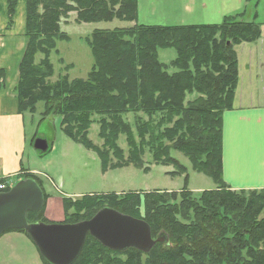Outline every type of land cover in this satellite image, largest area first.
<instances>
[{"label": "trees", "instance_id": "16d2710c", "mask_svg": "<svg viewBox=\"0 0 264 264\" xmlns=\"http://www.w3.org/2000/svg\"><path fill=\"white\" fill-rule=\"evenodd\" d=\"M7 1L12 25L19 0ZM25 5L27 44L15 86L20 113H35L41 104L43 116L61 119L66 136L95 150L103 172L129 165L142 168L146 148L157 164L180 166L170 156L175 148L217 184L199 197L183 192L181 201L173 204L159 190L84 195L76 201L64 196V223L83 221L70 213L78 206L91 210V215L110 206L145 220L153 237L160 232L167 236V242L157 243L148 253L130 248L124 254L127 260L114 264H142L143 257L144 264H264V189L232 190L223 179L222 161L223 113L233 108L239 82L235 46L260 38L255 19L246 21L240 13L216 24L146 25L137 20L138 0H25ZM72 12L79 23L119 19L134 24L94 30L85 38L93 56L88 76L71 79L60 74L52 81L51 55L59 40L70 39L61 22ZM160 49H174L176 57L165 64L159 59ZM194 92L198 96L185 103ZM95 118L102 146L88 137ZM121 136L127 152L119 143ZM186 170L180 166L179 173ZM23 177L42 186L34 174ZM117 197L125 202V210ZM43 209L29 212L28 221L51 223ZM86 248L73 264H86L93 254L109 264L105 256L111 249L89 236Z\"/></svg>", "mask_w": 264, "mask_h": 264}, {"label": "rangeland", "instance_id": "374dc122", "mask_svg": "<svg viewBox=\"0 0 264 264\" xmlns=\"http://www.w3.org/2000/svg\"><path fill=\"white\" fill-rule=\"evenodd\" d=\"M21 1L22 0H19L17 13L12 21V24L16 22V18L18 17L20 10H22V15H20L22 21L19 26H24L23 29L25 30L26 5L24 3L23 9L21 7ZM239 5V0H138L137 20L139 23L146 25L164 26L216 24L221 23L225 16H232L238 12L241 13L242 9L238 10ZM249 5L250 4H248L246 9L247 12L252 8ZM6 7L8 14V1L6 3ZM0 15H2L1 12ZM76 17V13L72 12L68 19L62 20L61 22L62 31L67 33L70 39L59 40L57 44V52H53L51 55V60L55 69V75L51 79L52 81L57 80L60 74H67L71 79H84L88 76V73L93 65V56L91 54L90 47L85 42V38L90 36L94 30H113L115 28L128 27L134 24V22L122 21L119 19H114L112 21L79 23L76 20ZM3 38L6 39V35ZM25 41L26 39L24 37L21 40L22 46H24ZM10 47L11 41L10 38H8V40H6V47L4 50L8 51ZM175 57L176 52L174 49L159 50V59L165 64H169ZM12 58L15 59L14 56L7 57V61L5 60L3 64L5 65L7 71L14 70L13 61L11 60ZM60 59H63V64L60 62ZM16 60L17 59H15V61ZM66 65H71V67L66 69ZM3 70L5 71V69L0 70V77H3L4 75ZM170 71L172 72L173 70L171 69ZM13 91L15 98H17L15 87ZM197 96L196 92L188 94L185 103L193 101ZM41 111L42 105L39 104L37 105L35 113H23L24 119L19 125L20 127L18 132H16V129L14 128L9 129L7 134L4 135L8 137V141L1 142L0 144L3 153L8 154L11 157L13 155L14 148L17 147V143L19 142L20 147H23L24 149V168H27L28 157L31 154L37 153V151L31 146V142L34 138L46 139L49 141L51 148L53 146H57L54 151L50 150L46 153L34 154L36 157H43L44 161L52 160L54 167H57L58 153L60 146H62V151L65 152L64 161L62 163L64 182V186L62 185L63 191L60 192V190L58 191L56 189L54 182L58 183V181L52 175H46V178L43 177L41 181L43 188L48 194V199L43 209L45 218H47L46 210H62V199L64 196L72 197V199L76 201L84 195L114 194L119 196L129 192H150L159 190L167 193V200L170 201V204H173L181 201L180 195L181 193L183 194V192H188V194H191V197L194 198L199 197L206 190H214L217 188V184L211 177L207 176L203 172L196 171L189 158L175 148L170 149V156L175 159L180 166L187 169L185 173L180 174V166L177 165L157 164L147 148L142 155V168L129 165L121 168L108 169L103 172L101 169V160L94 149L88 150L82 144L75 142L66 136L61 128V119L57 116H43ZM97 119L98 118H95V122L90 127L88 137L95 145L102 146L103 142L98 136L99 123ZM129 119H131V117H129ZM15 127L17 128V124ZM10 131H14V133ZM119 143L125 152H127V144L124 136L120 137ZM167 144H170V142H167ZM147 168L149 169L148 171L145 170ZM17 182L18 180L14 179L12 181V185ZM68 193L81 195L73 196L68 195ZM50 196H53L54 198L52 199L51 197L50 199ZM56 197H60L61 201H58ZM116 200L121 205V209L125 210V202L122 201L123 199L121 200L122 202L119 201L120 199L118 197ZM130 207H133V205L131 204ZM101 208L91 215V210L86 211L78 206L77 212L75 210H71L70 213H74V219L78 220L82 218L84 221V219H91ZM112 208L116 209L115 207ZM116 210H118V208ZM140 211L142 214L144 213L143 206L140 208ZM178 218L180 217L178 216ZM50 222L52 223L54 221ZM59 222H66L65 213L63 219ZM11 232L13 231H8L0 237V264H44L38 249L26 233ZM156 236H163L165 238L164 242L168 241L167 236L163 235V232L156 234L154 238H157ZM90 243L92 244V242ZM128 250L129 249L125 251L111 250L113 252H106L105 259L109 260V264H114L118 261H125L127 260V256L124 254ZM87 251L88 248L85 250L83 249L82 253L85 252L86 254ZM144 259L145 258L143 257V262L145 261ZM84 261L86 264H104V262H101V256L97 254L88 255L87 259ZM143 262L142 264H144Z\"/></svg>", "mask_w": 264, "mask_h": 264}, {"label": "crops", "instance_id": "0c3cea01", "mask_svg": "<svg viewBox=\"0 0 264 264\" xmlns=\"http://www.w3.org/2000/svg\"><path fill=\"white\" fill-rule=\"evenodd\" d=\"M239 2L238 10L242 9L241 13L245 14L246 21L255 19L261 28V34L255 42H245L235 46L239 82L233 108L223 113V179L235 190L264 189V0H258L257 4L249 0H239ZM6 3L7 0H0L2 14L0 15V70L5 69L3 77H0V143L8 141V137L4 135L9 129L14 128L18 132L19 125L24 119V114L19 112L13 89L18 81V66L26 48L27 38L24 34V26H19L22 21L20 16L22 10L16 22L10 25ZM24 3L22 0L23 9ZM248 4L252 8L247 12ZM5 35L6 39L3 38ZM24 37L26 41L22 46L21 40ZM8 38L11 47L5 51ZM9 56L17 59L16 61L14 58L11 59L14 69L11 71H7L3 65ZM10 132L14 133V131ZM56 148L57 146H53L51 150L54 151ZM23 151V147L21 148L18 142L10 157L3 153L0 144V178L11 184L14 179H21L25 173H33L41 180L49 174L58 181L54 184L56 189L62 192V185L64 186L62 163L65 157L62 146L58 153L57 167L53 166L52 160L44 161L43 157H36L34 154L37 153H34L28 157L27 168H24ZM68 195L81 194L68 193ZM51 197L54 198L50 196V199ZM56 199L61 201L60 197ZM46 216L50 221L59 222L64 217L63 208L61 211L46 210ZM16 232L19 231L11 233Z\"/></svg>", "mask_w": 264, "mask_h": 264}, {"label": "water", "instance_id": "95a60500", "mask_svg": "<svg viewBox=\"0 0 264 264\" xmlns=\"http://www.w3.org/2000/svg\"><path fill=\"white\" fill-rule=\"evenodd\" d=\"M33 147L45 153L49 144L46 139L37 138ZM44 204V191L33 178L21 179L10 190L0 192V236L10 230H25L49 264H73L89 235L114 251L135 248L148 253L165 241L163 236L153 238L145 220L109 206L78 223H30L27 214L41 211Z\"/></svg>", "mask_w": 264, "mask_h": 264}, {"label": "built area", "instance_id": "2783aa9c", "mask_svg": "<svg viewBox=\"0 0 264 264\" xmlns=\"http://www.w3.org/2000/svg\"><path fill=\"white\" fill-rule=\"evenodd\" d=\"M5 187V185L4 184H0V188H4Z\"/></svg>", "mask_w": 264, "mask_h": 264}, {"label": "flooded vegetation", "instance_id": "af4514ba", "mask_svg": "<svg viewBox=\"0 0 264 264\" xmlns=\"http://www.w3.org/2000/svg\"><path fill=\"white\" fill-rule=\"evenodd\" d=\"M157 237V236H156ZM164 243V242H163Z\"/></svg>", "mask_w": 264, "mask_h": 264}]
</instances>
